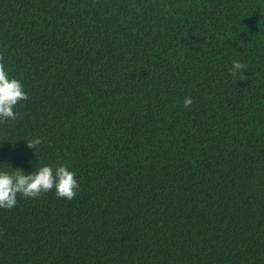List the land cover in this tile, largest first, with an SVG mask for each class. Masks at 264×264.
<instances>
[{"label":"trees","instance_id":"16d2710c","mask_svg":"<svg viewBox=\"0 0 264 264\" xmlns=\"http://www.w3.org/2000/svg\"><path fill=\"white\" fill-rule=\"evenodd\" d=\"M0 57V170L80 185L0 208V264H264V0H0Z\"/></svg>","mask_w":264,"mask_h":264},{"label":"clouds","instance_id":"9594fccd","mask_svg":"<svg viewBox=\"0 0 264 264\" xmlns=\"http://www.w3.org/2000/svg\"><path fill=\"white\" fill-rule=\"evenodd\" d=\"M2 60L3 57H0V122L15 120V106L28 99L22 82L9 78ZM247 68V63L233 61L230 73L233 76L240 74L243 80ZM183 103L184 107H190L192 98L186 97ZM40 144L39 138L27 141V146L35 150ZM79 187L75 173L70 171L67 165H58L55 169L49 165L39 166L29 173L21 169H13L11 172L0 170V208L12 209L17 203L18 195L36 199L42 193L51 192L53 189L57 197L72 200Z\"/></svg>","mask_w":264,"mask_h":264}]
</instances>
